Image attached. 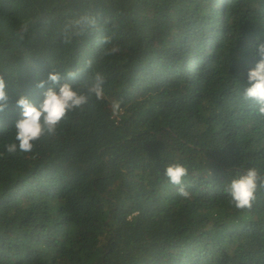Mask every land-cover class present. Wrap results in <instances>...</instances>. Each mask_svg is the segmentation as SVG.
Instances as JSON below:
<instances>
[{
  "label": "trees",
  "instance_id": "trees-1",
  "mask_svg": "<svg viewBox=\"0 0 264 264\" xmlns=\"http://www.w3.org/2000/svg\"><path fill=\"white\" fill-rule=\"evenodd\" d=\"M84 14L97 27L64 44ZM260 44L264 0H0V264H264V190L250 211L225 192L264 176V122L243 99ZM70 70L75 88L103 73V99L8 154L20 96L38 107L53 85H37Z\"/></svg>",
  "mask_w": 264,
  "mask_h": 264
},
{
  "label": "clouds",
  "instance_id": "clouds-1",
  "mask_svg": "<svg viewBox=\"0 0 264 264\" xmlns=\"http://www.w3.org/2000/svg\"><path fill=\"white\" fill-rule=\"evenodd\" d=\"M31 24L32 22H25L19 25L15 35L20 41H24L29 35ZM97 24V17L93 14L68 19L61 33L62 42L71 44L74 38L85 36L90 30L95 29ZM102 43L111 44V38L105 37ZM119 51L117 46H113L106 50L105 55H114ZM257 51L260 59L247 73V82L250 86L244 88L243 99L255 103L257 118L264 122V44H260ZM91 66L92 61H88L86 68ZM79 77V71L70 70L63 75L59 72L50 73L47 81L37 85L41 89L46 83L53 85L43 93L44 98L38 107L26 96H20L17 107L22 110L21 118L14 125V142L6 145L8 154L14 155L17 151L32 152L37 141L45 136L54 137L70 114L83 112L93 98L103 99L106 82L103 73L96 71L90 81L79 88L73 87L71 83H61L62 80L76 81ZM5 88V81L0 77V112L5 110L9 99ZM112 108L118 111L119 103H114ZM186 175L187 169L180 164L170 165L165 170L169 182L178 186V194L185 198L189 196L182 183ZM260 190H264V176L256 168H248L245 172L238 173L225 188L231 203L240 211L252 209L256 194Z\"/></svg>",
  "mask_w": 264,
  "mask_h": 264
}]
</instances>
